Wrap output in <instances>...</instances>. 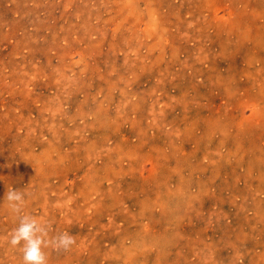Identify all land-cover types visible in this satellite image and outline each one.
<instances>
[{"label": "rangeland", "instance_id": "obj_1", "mask_svg": "<svg viewBox=\"0 0 264 264\" xmlns=\"http://www.w3.org/2000/svg\"><path fill=\"white\" fill-rule=\"evenodd\" d=\"M12 189L48 264H264V0H0V264Z\"/></svg>", "mask_w": 264, "mask_h": 264}, {"label": "clouds", "instance_id": "obj_2", "mask_svg": "<svg viewBox=\"0 0 264 264\" xmlns=\"http://www.w3.org/2000/svg\"><path fill=\"white\" fill-rule=\"evenodd\" d=\"M10 211L17 215L18 226L11 233L9 243L16 247L22 245L23 264H48L44 249L52 247L57 253L68 252L76 240L68 233H60L48 239V227L30 215H21L25 194L15 189L7 190L4 196Z\"/></svg>", "mask_w": 264, "mask_h": 264}, {"label": "bare ground", "instance_id": "obj_3", "mask_svg": "<svg viewBox=\"0 0 264 264\" xmlns=\"http://www.w3.org/2000/svg\"><path fill=\"white\" fill-rule=\"evenodd\" d=\"M262 111V110H261ZM261 116V115H260ZM258 117V116H257ZM257 125V124H256ZM255 170V169H254ZM243 174V173H242ZM258 176V175H257ZM256 179V178H255ZM263 185V184H262Z\"/></svg>", "mask_w": 264, "mask_h": 264}]
</instances>
